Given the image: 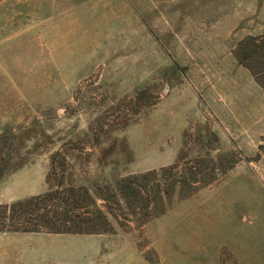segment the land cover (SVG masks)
Returning <instances> with one entry per match:
<instances>
[{
	"label": "rangeland",
	"instance_id": "obj_1",
	"mask_svg": "<svg viewBox=\"0 0 264 264\" xmlns=\"http://www.w3.org/2000/svg\"><path fill=\"white\" fill-rule=\"evenodd\" d=\"M262 32L264 0H0V203L241 158L143 224L0 233V264H264V94L232 55Z\"/></svg>",
	"mask_w": 264,
	"mask_h": 264
},
{
	"label": "trees",
	"instance_id": "obj_2",
	"mask_svg": "<svg viewBox=\"0 0 264 264\" xmlns=\"http://www.w3.org/2000/svg\"><path fill=\"white\" fill-rule=\"evenodd\" d=\"M236 63L248 70L264 94V32L247 34L232 48ZM145 106L146 104H141ZM206 132L205 144L214 140ZM216 139V138H215ZM194 155L190 160L174 162L140 174H130L112 184L64 186L57 182L53 189L30 195L10 203H0V233L18 234H103L114 231L113 221L145 223L157 216L159 205L174 194L186 198L230 171L241 160L237 150L213 152L214 148ZM214 153V154H212ZM55 152L50 159V175L54 176ZM184 152L182 156L188 155ZM0 160V178L11 161ZM1 157V154H0ZM183 157V158H184ZM64 169L65 162H59ZM100 201L98 203L97 201Z\"/></svg>",
	"mask_w": 264,
	"mask_h": 264
},
{
	"label": "water",
	"instance_id": "obj_3",
	"mask_svg": "<svg viewBox=\"0 0 264 264\" xmlns=\"http://www.w3.org/2000/svg\"><path fill=\"white\" fill-rule=\"evenodd\" d=\"M165 93V92H164Z\"/></svg>",
	"mask_w": 264,
	"mask_h": 264
}]
</instances>
